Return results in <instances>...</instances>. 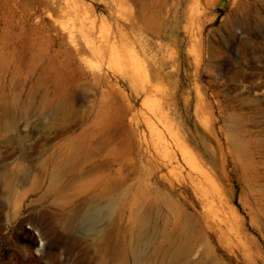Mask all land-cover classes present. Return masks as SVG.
<instances>
[{
  "label": "rangeland",
  "instance_id": "1",
  "mask_svg": "<svg viewBox=\"0 0 264 264\" xmlns=\"http://www.w3.org/2000/svg\"><path fill=\"white\" fill-rule=\"evenodd\" d=\"M0 264H264V0H0Z\"/></svg>",
  "mask_w": 264,
  "mask_h": 264
},
{
  "label": "bare ground",
  "instance_id": "2",
  "mask_svg": "<svg viewBox=\"0 0 264 264\" xmlns=\"http://www.w3.org/2000/svg\"><path fill=\"white\" fill-rule=\"evenodd\" d=\"M72 34V32H71ZM86 35V33H85ZM89 35H87V37H89ZM86 37V36H85ZM74 39V37H73ZM93 41V40H92ZM83 43L81 44L82 47L86 50H89V51H92L93 53L95 52L96 50V45L95 43L91 42L89 39L87 38H83ZM147 91V90H146ZM204 104V103H203ZM205 107V106H204ZM204 112V111H203ZM154 113V112H153ZM158 117V116H157ZM206 126V125H205ZM180 152H181V155L183 157V160H185V162L188 164V166L190 167V169H192L193 171H197L196 173L199 174V176H201L203 179H204V182L207 181V183L209 184L208 186H210L217 194H219L220 192L218 191L219 190V187L216 186L214 180L211 178V176H209V174L207 173V171L203 170L202 167L199 165V163L197 162V159L195 157V155L188 149L184 148V149H181L180 148ZM195 179V178H194ZM194 179L192 178V180L194 181ZM197 179V178H196ZM199 180V179H197ZM196 183V182H195ZM218 188V189H217ZM197 190H200L202 195L204 197H206V189L203 187V184L200 182V181H197ZM211 194V193H210ZM212 195V194H211ZM209 196V195H208ZM220 196V195H219ZM211 198V197H210ZM213 198V196H212ZM209 199V198H208ZM212 200V199H211ZM206 201V200H205ZM210 201V200H209ZM208 201V202H209ZM210 203V202H209ZM214 205V204H213ZM212 205V207H213ZM205 206V205H204ZM208 206V205H207ZM210 209V208H209ZM93 217H89V220H93L92 219ZM225 220V219H224ZM222 220V221H224ZM226 222V221H225ZM225 225V224H224ZM137 255L140 256L141 253L140 252H137Z\"/></svg>",
  "mask_w": 264,
  "mask_h": 264
},
{
  "label": "water",
  "instance_id": "3",
  "mask_svg": "<svg viewBox=\"0 0 264 264\" xmlns=\"http://www.w3.org/2000/svg\"><path fill=\"white\" fill-rule=\"evenodd\" d=\"M224 2L221 3V5H223Z\"/></svg>",
  "mask_w": 264,
  "mask_h": 264
}]
</instances>
